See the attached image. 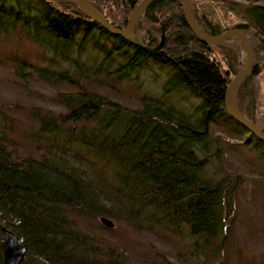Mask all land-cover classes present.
Masks as SVG:
<instances>
[{
  "label": "trees",
  "instance_id": "1",
  "mask_svg": "<svg viewBox=\"0 0 264 264\" xmlns=\"http://www.w3.org/2000/svg\"><path fill=\"white\" fill-rule=\"evenodd\" d=\"M141 1L90 0L120 31ZM191 1L206 34L232 27L213 24ZM226 4L247 22L240 30L264 36V6ZM134 34L150 49L163 39L165 56L115 36L69 0H0V65L18 95L0 96V230L26 245L21 264H183L192 256L206 264L209 249L228 253L242 180L221 170L211 128L228 123L264 157V144L224 108L235 54L220 46L215 54L194 37L181 0H153ZM259 73L252 68L237 96L252 123ZM123 87L134 90L137 108L121 102ZM179 93L201 103L187 115L170 102ZM99 217L171 229L190 251L177 263L150 262L91 228Z\"/></svg>",
  "mask_w": 264,
  "mask_h": 264
},
{
  "label": "rangeland",
  "instance_id": "2",
  "mask_svg": "<svg viewBox=\"0 0 264 264\" xmlns=\"http://www.w3.org/2000/svg\"><path fill=\"white\" fill-rule=\"evenodd\" d=\"M193 1L197 2L199 10L204 12V15L213 24L219 25L221 28L247 23L244 21L243 15L238 14L236 11H230L229 6L226 4L227 2L240 4V9L242 10L249 4L264 6V0ZM247 33L254 54L252 68L256 67L260 70V73L252 78L254 90L252 115L255 120L261 123L264 121V36L256 35L251 30H248ZM224 43L233 47V49H228L235 54L236 69L238 70L244 61V54L240 49L239 42L230 39ZM5 65L2 63L0 65V96H3L7 100H15L18 95ZM221 69H223L222 63ZM122 89L121 102L129 107L137 108L139 103L134 90L126 87ZM154 90L155 92L158 91L157 88H154ZM187 96V93H179L174 97L172 96L170 102L176 108L181 109L185 114L189 115L201 103V100L196 96H192V99ZM25 104H27V101ZM228 126V123L221 121V123L213 125L211 130L213 131V135L220 138L222 145L223 162L220 166L221 170L224 173L236 174L242 180L234 197L236 223L233 237L226 248L228 253L225 255V258L222 259L221 253L213 256L211 249H209L206 253L208 255H206L205 263L216 264L222 261V264H262L264 260V157L254 149L252 145L253 141L243 144L247 137L246 133L242 135L243 137H236ZM101 218L99 217L95 219L96 221H91L92 225L90 227L105 234L109 233L120 246L143 256L150 262L155 261L159 263L164 261V258H167L168 261L177 263L176 257L179 256V259L182 260L187 256L185 254H188L190 251V248L187 243L183 242L181 236L171 229L160 227L157 229L156 227H151L150 229L149 227L152 224L149 221L142 225H135L134 223H116L112 219L103 217L113 224L112 228H106L107 231L99 229L96 225V222L99 223ZM184 259L183 264L204 263L201 258L198 259L196 256L185 257Z\"/></svg>",
  "mask_w": 264,
  "mask_h": 264
},
{
  "label": "water",
  "instance_id": "3",
  "mask_svg": "<svg viewBox=\"0 0 264 264\" xmlns=\"http://www.w3.org/2000/svg\"><path fill=\"white\" fill-rule=\"evenodd\" d=\"M152 1L153 0H142L139 5L136 6L131 12L124 30L120 31L115 28L112 24L107 22L101 14L95 11L90 0H69V2L77 5L92 21L99 24L101 27L105 28L115 36H119L128 40L132 44L143 48L146 52L150 54L165 56L163 52H160L163 45V39L156 48L150 49L144 47V44L141 40V36H136L134 34V28L137 22L148 9ZM181 7L184 21L192 32V34L194 35V37L201 44L208 47L212 52L216 53L219 46L233 49V47L224 43L226 40L232 39L237 40L239 42L240 49L244 54V61L243 64L237 70V73L233 77V79L229 82L227 81L226 92L224 97V108L226 113L234 121L244 127L257 140L264 144V134L262 133L264 131V121L261 123L250 122L247 117L239 110L237 101L239 88L250 73L254 60L252 45L246 35L239 30V27L241 25H235L217 36H210L207 35L198 26V23L194 17L192 1L181 0ZM218 63L221 69V63ZM221 72L224 73L223 69H221ZM233 89L234 92L232 93ZM100 222L107 228H112L113 226L110 221L106 220L103 217L100 219ZM0 231L2 235V254L4 264H21L27 251L26 245L12 231L4 227H2Z\"/></svg>",
  "mask_w": 264,
  "mask_h": 264
},
{
  "label": "flooded vegetation",
  "instance_id": "4",
  "mask_svg": "<svg viewBox=\"0 0 264 264\" xmlns=\"http://www.w3.org/2000/svg\"><path fill=\"white\" fill-rule=\"evenodd\" d=\"M244 25H247V24H244ZM243 26V25H242ZM246 27V26H245ZM240 30V29H239ZM240 31H242L245 35H246V37L249 39V37H248V34L246 33V32H244L243 30H240ZM261 34H263V33H261ZM250 41V40H249ZM251 43V42H250ZM252 45V44H251Z\"/></svg>",
  "mask_w": 264,
  "mask_h": 264
},
{
  "label": "bare ground",
  "instance_id": "5",
  "mask_svg": "<svg viewBox=\"0 0 264 264\" xmlns=\"http://www.w3.org/2000/svg\"><path fill=\"white\" fill-rule=\"evenodd\" d=\"M234 92V89L232 90V93Z\"/></svg>",
  "mask_w": 264,
  "mask_h": 264
}]
</instances>
